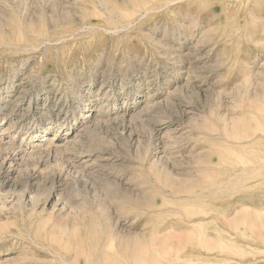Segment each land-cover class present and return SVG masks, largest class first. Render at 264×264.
<instances>
[{
    "label": "rangeland",
    "instance_id": "obj_1",
    "mask_svg": "<svg viewBox=\"0 0 264 264\" xmlns=\"http://www.w3.org/2000/svg\"><path fill=\"white\" fill-rule=\"evenodd\" d=\"M0 264H264V0H0Z\"/></svg>",
    "mask_w": 264,
    "mask_h": 264
}]
</instances>
